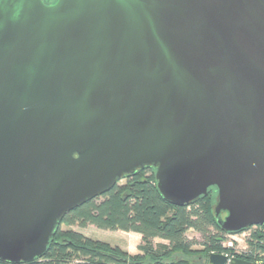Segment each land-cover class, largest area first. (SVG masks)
<instances>
[{
  "label": "water",
  "instance_id": "water-1",
  "mask_svg": "<svg viewBox=\"0 0 264 264\" xmlns=\"http://www.w3.org/2000/svg\"><path fill=\"white\" fill-rule=\"evenodd\" d=\"M147 167L176 207L215 188L222 232L264 228V0H0V261Z\"/></svg>",
  "mask_w": 264,
  "mask_h": 264
},
{
  "label": "trees",
  "instance_id": "trees-1",
  "mask_svg": "<svg viewBox=\"0 0 264 264\" xmlns=\"http://www.w3.org/2000/svg\"><path fill=\"white\" fill-rule=\"evenodd\" d=\"M121 182L103 196L65 214L44 254L26 264H190V259L198 256L206 264L209 253L224 252L222 243L228 234L216 223L215 188H209L205 196L188 205L176 207L159 193L152 167L137 170ZM61 226H94L137 234L141 241L139 253L129 254L80 232L62 230ZM188 231L198 234L201 241L189 240ZM248 233L245 252L234 254L228 250L227 253L247 262H264V228H251ZM154 239L166 243L154 245ZM195 245L201 249H194ZM0 264L10 263L0 261Z\"/></svg>",
  "mask_w": 264,
  "mask_h": 264
},
{
  "label": "rangeland",
  "instance_id": "rangeland-1",
  "mask_svg": "<svg viewBox=\"0 0 264 264\" xmlns=\"http://www.w3.org/2000/svg\"><path fill=\"white\" fill-rule=\"evenodd\" d=\"M122 183V182H121ZM62 230H72L76 232H80L87 238L92 240H98L101 242H105L110 244L111 246H117L123 251H127L130 254H137L138 246L140 245V237L134 233H126L121 231H109V230H100L95 228L94 226H86L85 228H79L78 226H61ZM248 237V231L239 233L235 238V242H233V247L236 250H241L243 247L247 248L246 241ZM187 238L189 240H193L196 243L201 241V238L198 234L193 231L187 232ZM226 240L229 239L228 236H225ZM153 244L161 243L159 239H154ZM194 249H201L200 245H195ZM177 257V256H176ZM178 257H180L178 255ZM199 257V256H198ZM194 257L191 258L190 264H202L204 262L203 258ZM201 257V256H200Z\"/></svg>",
  "mask_w": 264,
  "mask_h": 264
},
{
  "label": "built area",
  "instance_id": "built-area-1",
  "mask_svg": "<svg viewBox=\"0 0 264 264\" xmlns=\"http://www.w3.org/2000/svg\"><path fill=\"white\" fill-rule=\"evenodd\" d=\"M253 228H256V227H253ZM246 232V231H245ZM244 233V232H243ZM239 234H235V235H227L229 239H225V241L222 243V247L224 249V252L221 253V254H224L225 256L228 257V259H231V258H234L233 256H230L227 252L228 250H232L234 251V254H239V253H243L246 251V247H243L241 250H236L234 247H233V242H235V238L236 236H238ZM248 236H249V233H248ZM257 263H261V262H257Z\"/></svg>",
  "mask_w": 264,
  "mask_h": 264
},
{
  "label": "flooded vegetation",
  "instance_id": "flooded-vegetation-1",
  "mask_svg": "<svg viewBox=\"0 0 264 264\" xmlns=\"http://www.w3.org/2000/svg\"><path fill=\"white\" fill-rule=\"evenodd\" d=\"M45 6H53L58 0H40ZM251 229V228H250ZM248 231V230H247Z\"/></svg>",
  "mask_w": 264,
  "mask_h": 264
},
{
  "label": "crops",
  "instance_id": "crops-1",
  "mask_svg": "<svg viewBox=\"0 0 264 264\" xmlns=\"http://www.w3.org/2000/svg\"><path fill=\"white\" fill-rule=\"evenodd\" d=\"M139 236V235H138ZM140 237V236H139ZM160 241H162V240H160ZM161 243H166V242H164V241H162ZM127 252V251H126ZM129 253V252H128ZM130 254V253H129Z\"/></svg>",
  "mask_w": 264,
  "mask_h": 264
}]
</instances>
